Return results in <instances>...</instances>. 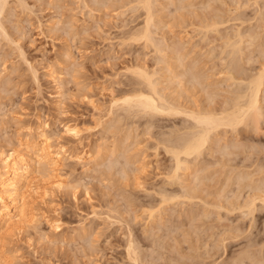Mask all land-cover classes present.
Instances as JSON below:
<instances>
[{
	"label": "rangeland",
	"instance_id": "rangeland-1",
	"mask_svg": "<svg viewBox=\"0 0 264 264\" xmlns=\"http://www.w3.org/2000/svg\"><path fill=\"white\" fill-rule=\"evenodd\" d=\"M8 1L10 5L8 3L7 7L5 8V11L2 13L3 16H1V20L3 21L4 25L5 23L7 25V26L5 25V28L9 32L8 34L10 36L2 35V37H4L3 39L0 37L1 39L0 40V75H1L0 82L2 81V83H0V155L1 156L5 155L8 151L13 149L12 147L14 148L16 147L18 152H21V148L22 151H24L25 149L23 148H25L26 146L25 143L30 139L31 136H33L36 133L37 129H40L44 131L46 135L49 136L51 135L52 138L50 140H51L52 148L54 150L63 149L66 159L62 162L61 169H59L57 173L65 180L66 184L68 185H65L67 187L64 188L62 187L61 188L62 190L57 189L54 186L53 188L50 181L51 180L50 176L42 175L41 173L38 174V172L36 173L37 175L34 174V177L35 176L36 177L34 178L35 180L33 179L32 182L33 184H31L32 192H30L29 193L30 195L26 197L28 198L26 201L27 202L26 213H27V218L31 220L29 222L30 225L26 223V225H24L21 229H16L15 231H13L11 237H9L6 240V243L0 246V264H130L132 260L130 261L129 258H126L127 252L125 251L128 245L125 244H128L129 240L131 239L135 241L133 242V244H135L134 246L137 245V250L138 248L139 250L144 249V251L142 250L141 252L140 251L138 252L143 253L141 255L145 254L144 255L145 258H148V255L150 254H151L150 256L152 257H154L155 255H156L155 257H158L161 251L163 253L161 254L164 257L167 258L168 256H170L168 257L165 264H171V262L172 264H181L180 261L183 264H216L215 263L216 260H218V262L219 261L221 262L223 259H226V257H230L233 251L234 252L238 251L244 245V244L242 245V243H246V241H248L249 238L250 240L251 238L252 240L254 238L256 240L257 237L258 240L260 239L259 241H261V243H259L260 245L264 243L263 242L264 208L261 209L260 211L258 210L255 213L254 215L255 220L253 219V222L251 223L252 224L251 226L253 227H250L251 229L249 228L251 231L246 230L245 232L248 233H244L245 235L242 233L244 237L242 236L243 238L241 239V234H240L241 231L240 232L237 230L236 232L235 230L231 231L230 228H232L234 225L238 226V224L239 225L241 224L242 226L243 223L245 224L246 227L249 226L250 217L248 216L249 218L246 219L243 217L244 218L243 219V218H239L240 211L227 212L228 213L227 214L226 211L224 212V210H221L220 216L223 215V218L220 219L222 220L224 219V220L223 221L221 220L222 222L221 221L219 222L220 219L217 218L219 216L216 214L218 212L217 210L219 209L217 208L214 209V206L210 205L214 197L215 196L218 197V195L216 194H220L219 195L220 197L222 195L221 193H224L223 194L224 196L222 195L221 199L233 194L235 191H236L235 193L237 194L239 190L235 181L236 179L235 177L237 176L236 174L239 172V170L245 172L249 171L250 174H252L253 179L255 178L256 180L259 177L261 178V176L263 177L264 171L263 172L260 171L261 173H259V175L256 173L259 172V170L257 169L259 168L258 165L259 162L264 160V116L261 118L260 123L262 124L260 125L262 127L260 126V130L257 129L256 131L255 129L250 127H249L250 129L249 128L245 129L247 127L241 125L243 126V127L241 126L239 127L241 133L240 132L234 133L232 131L231 133L229 128L225 134L223 133L225 136L223 135L222 136L227 138L222 139L225 141L221 140V142L224 143L229 141V144H232V142L234 144L236 142L237 144L241 145L240 146L241 148L238 147L240 148V151H238L239 149L236 148L237 149L236 151L233 150L235 151V154L233 153L232 155L231 153V156L230 154H228L226 155V157L221 156L222 154L220 155V153L217 151V153L219 154H217L216 156L220 160H218L217 157L215 156L214 158H211L213 157L211 156L210 159L209 158L207 159V161H201L203 164L201 162L198 164V166L202 164L203 166L202 165L201 166L205 168L204 170L202 169L201 166H200L201 168H197L198 169L197 173H200V178L199 177L197 178L200 181L196 179L197 181L195 180L194 182H192L193 184H189V185L190 187L192 186V188L195 187V185H197V188L198 187L201 188V189L198 188V190H196V193H198L199 191L200 195H198V197L200 198L192 199L193 200L192 201L189 200L188 198L181 197L182 200L181 201L179 199L180 197L178 196L179 197L178 199L180 200L178 201L177 197L175 196L176 199L175 198L172 200L169 199L164 203L162 202L161 197L163 196L165 191H168L167 192L168 195L165 193L167 197H170L169 195L174 196L172 194L178 193V191L180 190L179 188L180 186L177 183L173 184L171 182L172 184H170V182L168 181L169 175H171L169 173L172 170V165L174 162L173 160H171L172 158L170 156L171 154L167 153V151L164 150L166 148L164 149L162 148L164 146L163 144L165 143L161 142L160 140H162L164 137H165L164 139H167L166 138L167 136L164 135L168 134V138L170 136H172L173 138V135H176L178 133L177 131L181 132L180 127H183L185 121L180 122L181 116L161 115L162 116L161 117L159 115H155L158 118L156 117L153 118L155 121L152 120V123L155 122L154 124L156 125H153L151 123L152 125L151 127V125L149 124L150 125L149 126L147 122V120L149 121L151 120L149 119L151 118L149 116H146L147 119L145 117H141L145 115H143L142 113H141L142 115H140L139 112H138L139 115H137V112H134L135 110L131 111L132 113L134 112L133 113L134 116H131L133 115L132 113L129 116L130 112L128 111L124 112V109H119V107L116 108L115 106L114 107L116 109L113 106L110 107V101L112 100L111 97L113 96L119 97V95L122 96L124 91L128 89H134V88L136 89V88H140L141 86L143 87L142 84L138 83L139 79L137 80L135 79L137 78V75L133 69L136 67V65H140V66L144 65L143 67L145 68L150 67L149 69L147 68L146 69L151 72L154 71L155 69L157 71L158 69L159 75L157 73L156 76L159 77L158 79L161 81V83H163V85L160 86L166 87L164 86L166 80H163L165 79L164 76L166 75H164L163 78L160 77L165 71L167 72L166 68L168 66L171 68L174 66L173 71L177 69L174 73L177 72L182 75V73L186 69H188L189 66H191L190 65L191 63H189V61L191 62L192 58L193 59L195 58L194 60H196V62L198 61L197 63H199V65L196 63V65H198L200 68L199 69L197 67L196 68L197 71L201 70L203 76H205L206 74L205 77L202 76L203 77L202 79H205L203 80V82L206 81L207 84L203 83L204 85H201L203 86V88L199 86L197 90L198 85L195 86L196 88H193L190 87L191 86L190 82H188V84L185 83V81L187 82L186 79L189 78L187 75H184L187 77L183 76V78L185 79L184 82H182L183 79L178 74L179 75L178 78L182 79V81L180 79L181 82H179L180 84L179 86H181L182 84V88L181 87L178 88V85L176 84V82L178 83L179 81L178 78H175L178 80L175 82L174 85L171 83L172 86L167 81L166 85L168 83L169 84L167 86L170 85V87L167 88V91L169 93L171 92L170 96L174 97L175 99L176 98L175 96H178L177 98H180L179 95H182L181 99L182 101H184L186 100V96L188 95L189 98L187 97V99L190 100V98H192L190 101L195 100L194 101L195 104L201 103L202 105L203 103H206L205 99L207 98L206 96H208L205 95L206 94L205 92H207L205 87L207 88V85L211 83L210 86H208L211 87V89L209 88L210 90L209 89L208 90L209 92L215 93V95L213 93L210 94H213L214 97H216L217 103L215 102L216 99L214 100V102L217 105L219 103L218 101L223 102L230 100L232 98L231 96L233 95L231 93L234 92L232 91V89L234 90V88H237L236 86L237 84L235 83L237 81H233V80L227 81L226 79L227 76L225 75V73L227 72V67H228L227 64L228 62H230V59L227 57L226 52L222 53L223 51H221L224 48L223 44L225 45L222 39H224L223 37L228 32L226 28H228L230 32L232 31L234 32L236 28H240L241 26H243V29L240 28L241 30L245 29L246 32L250 30L249 32L253 31L255 33H256L255 28H257L256 26H259V28L257 29L258 30L257 33H259L261 37H264L262 35L264 34L263 33L264 28L262 26L264 25L263 24L264 14L261 13L259 14L260 10L264 13L263 11L264 6L261 7V5H264L263 0H258L257 4L256 3L254 4L255 0H249V1L221 0L220 4H219L220 0H212V1L209 0L211 4L209 3L208 0H187V1L157 0L158 7L156 6V4L154 6L155 8L157 7L156 9L157 11L154 10L156 12L155 18L156 19L158 18L157 20H161L159 22L162 23H160L161 24L160 25L159 22H157L158 25L156 28L157 30L156 37L158 36L160 37L161 35L160 38H162L164 36V39L166 41V43H164V46H166L165 44H168L166 46L168 48H170V46L173 43H175L177 39L178 43L180 42L182 44L180 45L179 43V46L180 47L183 46L182 48L184 49L185 53L183 52V50H180L181 48L178 46L177 41H176L177 45H175L174 47L177 46L179 47L180 50L179 55L180 54L185 55L184 57L181 55L180 59H182L183 57L185 63L187 64L186 65L183 63L184 60L179 61L180 59L178 60L180 63H178L177 61L178 58L176 59V56H174L175 54L172 51L173 49H170L172 53L168 52V50L165 49V51L167 50V53H170V54H166V52L164 51L166 57H168L167 59H169V61L166 59L168 63H166V61L164 62L166 68H164L162 64L163 62L156 61V59L158 60L161 57V55L159 58H157L159 54H157L158 52L156 53V50L153 48V46L147 45L146 47L144 46L145 44L142 40H135L134 37H133L134 40L132 39V36H135L133 35L135 34L133 32L136 31V28L138 29L139 27H141V25H143V19L145 16V14L142 15L144 13L143 12L144 10L143 8H141L142 6L139 7L141 4L137 5L138 3L137 0H136L137 3L134 2L135 0L134 1L130 0L132 2H129L128 0L125 1L112 0L113 3L111 1H110L111 3L110 2L103 3L104 1L101 0L102 2L101 5L107 3L110 5V6L108 5V7L104 5L105 6L104 8L100 7L101 5H99V3H95L93 5V3H90L92 0L90 2H88V0L87 1L86 0H26L28 3L24 0L28 5V6L25 5L26 9L25 7H23V5H21L20 2H18V0H8ZM214 1L217 2L215 3ZM17 2L20 3L21 6H19ZM84 2L85 3L87 2L86 3L87 6H84L86 5ZM123 2L125 5L123 4ZM127 2H129L130 4ZM133 2L135 4L134 5L135 7L132 5ZM173 2L174 4H172ZM179 3L181 4L179 5ZM207 3H209L207 5L208 8L206 6ZM96 4H98L99 7ZM176 4L179 8L176 6ZM213 4L215 6H212ZM242 4L244 6L245 5L247 6L244 7ZM239 5H242V7H240ZM251 5L253 7H251ZM210 6H212V8ZM221 6L224 10L220 8ZM196 7L200 9H197ZM217 7L220 8L221 10L219 14L223 13L222 15L224 16V12H225V15H227L224 17L222 16V18L226 19L228 16H230L228 17L229 19L227 20L229 24L224 22V24H227V26L225 27V25L223 26L222 24L221 27H223V29L219 27L220 31L221 29L225 30L223 31L224 33L222 31L221 34H219L220 32L213 33V31L209 33L206 32L205 35L208 36V39L207 38L205 39L206 36L203 34L205 32L204 29L201 28L200 30L199 28L203 25L202 24L203 20L201 21L200 19L202 17L206 18L205 14L207 12L209 13L210 11H213V13H215L214 9L218 10ZM97 8H99L101 12ZM105 8L107 9L105 10ZM139 8H141L142 11ZM189 8H191L192 11ZM209 8H211L212 10ZM90 9H92L91 10L92 12L89 11ZM170 11L171 13L169 14ZM230 11L233 13L232 15L227 14V13H231ZM188 12L189 13L195 12L196 15L192 13L188 15ZM202 12L205 14H203ZM122 13L125 14L122 15ZM213 13L211 12L212 15ZM234 13L236 15H234ZM202 14L205 16H202ZM192 15H194L196 18ZM210 15H207V17ZM237 15L241 17V19L240 18H238L239 20L236 19L238 17ZM180 16L182 17L179 18ZM218 16L221 17V15L218 14L217 16L214 15L212 17H218ZM190 17L193 19H191ZM231 17H236V18H234V21H232L233 18ZM209 19L211 20V18ZM180 20L183 21L181 22ZM229 20H231L232 22H230ZM241 20L245 22L243 23ZM189 21H191V23H189ZM198 22L200 24H198ZM196 24L199 25L198 27L199 30L196 27L197 26ZM230 24H232V26ZM234 25H237V27L236 26H235L236 28L233 27ZM238 25L240 27H238ZM248 26L250 28H248ZM68 28H70L71 30ZM133 28L134 31L132 30ZM230 28H233L234 30ZM118 29L119 31L120 30L121 31L119 32ZM191 29L194 30V32ZM199 31H201V33H199ZM68 33L71 35H69ZM222 33H223V37L221 39L220 36H222ZM6 36L11 37L14 41L10 38L7 39L8 37L6 38ZM67 36L69 40L67 39ZM74 36L75 39H73ZM201 36H205V37H201ZM127 38H129V40ZM126 39L128 40V42H126L127 41ZM131 39L132 41H130ZM164 39L162 38L161 41L162 40L164 41ZM211 39L213 42L211 41ZM245 39H246L245 43L248 45L249 43L247 42H249V38L245 37ZM258 39L256 42H254L255 47L254 45L251 44L248 45V48L246 46L248 50L245 48L246 44L245 43L243 44L244 52H246L248 56H250L254 52L251 56L254 59L249 57L252 59V62L250 61L251 62L250 63L247 60L249 62L248 63L249 65L246 64L247 61L245 54L243 61L246 62V63L244 62L246 65L242 61L240 62L244 64L242 66L248 67V68L245 67L244 69L245 70L248 69V73L250 74L256 72L259 68L261 69L263 66L262 62H264L263 59L264 57L262 56L263 52L262 51L260 52L261 50L260 43L262 41L264 42V38H261L260 40ZM7 40L9 42H7ZM119 40L123 42V44ZM224 40H226V38ZM11 41H13L14 43H12ZM256 43L259 44V46ZM121 44L125 46H122ZM184 44H186L185 48H184ZM250 45L251 47H249ZM219 46H221L220 49L222 47L223 48L219 50ZM214 49L215 52H213ZM256 49L257 50L259 49L258 50L259 52ZM21 53L25 55V58ZM213 55H214V59H213ZM215 55L217 56V58L215 57ZM218 55L221 57H219ZM193 59H192V63L195 62ZM224 59L226 62L224 61ZM219 60H221V62L223 60V62L221 63L219 62ZM174 62H176L175 65ZM181 62L184 64L185 69H182L183 65L181 66ZM201 62H206V63L204 64ZM177 63L178 65L180 64V66H178ZM160 65L162 66L160 67ZM220 65H222L223 68ZM154 66L155 67L159 66V67L155 68ZM32 67L35 70H33ZM160 68L161 70H159ZM244 69H242V71H244ZM221 70H223V72ZM128 71L129 72L132 71L131 73L133 76ZM201 72L199 71L198 73L202 75ZM207 74H209V77H207L208 76ZM135 80L137 81L136 83ZM118 81L122 83L119 82L120 83L119 84L117 83ZM225 82L227 84H225ZM244 83H242L241 85H243ZM185 84L187 85V87ZM188 86L190 88H188ZM223 86L224 87L228 86V87L225 89ZM175 87H177L175 89L177 90V93L174 90ZM222 87L224 89H222ZM200 88L205 91L199 93L201 92ZM212 88L215 90L211 91L213 90ZM186 89H188V92ZM228 89L229 91L232 92H229ZM191 90L194 91V93ZM220 90L221 92L225 91L223 92L224 97L221 96L222 94ZM167 91L165 92L167 93ZM180 91H183L184 93L181 92L180 94ZM172 92L173 94H179V95H172ZM185 92L187 94L186 96L184 95L185 96L184 97L183 94H185ZM197 92L199 93L200 97L205 95V98L197 97L198 95ZM188 93H190V95ZM191 95L193 96L190 97ZM262 95L264 98V94ZM195 98L199 100V102L200 100L201 101L205 100V101L198 103ZM226 98L227 99L230 98V99L225 100ZM263 100L262 103L264 102ZM208 102L209 100L207 101V103ZM115 110L116 112H114ZM121 112H124L125 114ZM127 112L129 114H127ZM120 115H121L120 118L121 120L119 119L120 120L119 121L118 118L120 117ZM138 116L140 118H138ZM122 117L125 120V122L122 119ZM133 117L135 118L133 119ZM161 118L163 119L161 120ZM182 118L184 119V117ZM114 119L116 121H114ZM127 119L130 120L127 121ZM121 121H123V123ZM116 123H118V126L115 125L114 128L113 125ZM181 123L184 124L180 126ZM130 124L132 125L131 129H129ZM144 125H146V127ZM68 126L76 127L78 130H80L79 135L75 137L73 134L71 135L70 133L69 134L64 133L65 132L64 129ZM147 126L149 128L151 127L152 129L149 130ZM171 126L173 127L172 130H175V128H179L180 130L177 129L176 132L174 131L176 134L173 133L172 135ZM165 131L167 132V134ZM161 132H164L165 134ZM161 134L162 137L160 136ZM158 140L161 142L160 144ZM243 142L245 143V145H248V148L246 146L247 149L246 150L244 149L245 150L244 152L242 149V145H244ZM127 148L128 150H126ZM119 150H122L123 152L122 151L120 152ZM125 151L129 152V153L127 152L130 155L129 160L127 159L128 155H126L127 153ZM120 153L124 155H121ZM207 153H205V155ZM123 156H125L126 158L124 159V161L126 160L125 161L127 163L126 165L124 164V161L122 163ZM207 157L208 155L205 158ZM130 158L133 161H131ZM205 158H203L202 160H205ZM227 158H229L228 160L229 163L225 162ZM208 160L210 161V163L211 160L212 162H215V160L220 162L216 161V164L212 163V165L211 164L208 165L206 164L207 162L209 163ZM115 161H117L118 163ZM131 162L134 163V165H131L132 164ZM142 164H144V166L140 168L139 166H141ZM122 166L124 168H122ZM87 167H93L94 170L92 169V171L91 170L89 171ZM199 169L200 171L201 170L202 171L200 172ZM256 170L258 171L255 173ZM167 174H169L168 178H166ZM212 174L214 177L212 176ZM210 175L211 178L213 177L212 179L208 178L210 177ZM197 182L201 184L199 185V183ZM222 186L224 188H222ZM163 187L166 188V190L164 189V192L158 190L161 188L163 189ZM177 188L179 189L177 190ZM248 189H249L248 187L244 188L243 190L240 189V193L245 194V192H247ZM181 191L182 190L179 191V194H182ZM170 192L172 193L170 194ZM205 197L207 199H205ZM201 198L205 200L210 199L209 205L210 207L211 206L212 207L211 208L206 207L207 209L203 210L205 209L203 208L205 206L202 205ZM224 199L226 200V198ZM188 200L190 202L191 201L194 202L195 205L201 200L200 202L201 204L196 205V206L202 205V208H200L201 210L199 211ZM159 201L161 202L159 203ZM159 205L163 207L160 208L161 210L159 209L160 213L156 211L158 210ZM191 207L193 208L195 207L193 211L196 212L197 211L202 212V210L206 212L207 210H209L210 211L209 213L211 214V210H214L212 212H216V213L211 214L212 215V216L210 215L211 217L208 216L209 218L207 217L203 220L201 219L202 217H200L202 215L200 216L198 215L197 217L198 219L195 217L197 219L196 220L195 218H192V216H197V215L192 214ZM148 208L153 209L157 213V216L159 217L162 216V218L158 217L157 218L158 221L157 220L152 221L148 219L149 221H152L150 223L147 220V218H149L147 217L148 211L146 212V210H149ZM189 208L191 210H189ZM128 209H130L131 211ZM127 210L130 212H128ZM188 210L191 211L189 213L192 214V216L190 215L191 218L190 216L185 214V213L188 214L189 212ZM196 212H194V214H197ZM226 214H227V218L225 217ZM126 216L128 217L129 220L126 218ZM124 217L128 221V223L130 222L129 224L126 223ZM240 217L242 216L240 215ZM192 219L195 220L193 221ZM158 222L161 223V226L159 227L157 224ZM192 223H194V226ZM56 225H59V228H55ZM229 225L230 226L233 225V226L229 227ZM192 226L195 228H193ZM144 228L145 230L147 229L148 230L145 231ZM160 228L162 230H160ZM194 229L195 231L197 230L196 233L194 232ZM224 230L226 232H224ZM148 231H149V237L152 236L151 238L152 241L154 240L153 236L156 235L155 238L158 237L156 238L157 242L159 243L160 241H162V243H160L159 245L161 244L164 245L169 243V245H172L171 248L173 246H176L177 249L178 248L179 249L178 250L176 249V251L172 249L173 250L172 252L170 248H168L169 246L167 245L166 248L165 245L164 247L166 249L164 248L163 250H161V248H163V245H161L159 251L157 250V254H159L157 256L156 252L151 249L154 247V245L157 244V242L156 244H154L155 242H153L154 244L153 247L149 245V243H151V239L150 238L148 239V233H147ZM151 231H153L154 233ZM249 232L252 234H250ZM168 233L170 236L167 235ZM222 233L227 234L225 238L228 236L225 242L226 244H228L226 248L227 255L225 254V252H222L224 250L223 247L218 248V250L220 249L219 251L215 249V251L219 252L217 254L213 253V250L212 252L210 251L213 244L219 245L222 243L219 240L224 238L225 234L223 235ZM168 239H170L169 241H171V243L168 241ZM217 240H219L220 243H216ZM260 245L257 244V246H255L256 248L255 247L254 248L260 249L259 248ZM262 250H263L262 257L264 258V247L262 248ZM205 251L206 252L208 251L207 254ZM144 252L149 254L147 255ZM175 252L178 254H176ZM164 253H166L167 255ZM212 253L216 255L213 256ZM220 253H222V255ZM163 256L160 255V257ZM139 257L141 256L139 255ZM172 257H173V261L171 260ZM174 257H176V259ZM143 258L141 259V262L144 261ZM166 258L164 259L166 260ZM127 260L130 262H128ZM157 261H159L158 263L161 264L160 260L157 259ZM168 261L169 263H167ZM250 261L251 260L249 259V261L246 262H250ZM163 263L164 262H162V264ZM262 263L264 264V262Z\"/></svg>",
	"mask_w": 264,
	"mask_h": 264
},
{
	"label": "bare ground",
	"instance_id": "bare-ground-1",
	"mask_svg": "<svg viewBox=\"0 0 264 264\" xmlns=\"http://www.w3.org/2000/svg\"><path fill=\"white\" fill-rule=\"evenodd\" d=\"M26 1V0H25ZM24 0H18V2H20L21 3V5H23V7H25V9H26V6H28L27 4H26V2H25ZM87 1V0H86ZM91 0H88V2H90ZM93 1H95V2H93ZM104 2L103 3H106V2H112V0H103ZM115 1V0H114ZM119 1V0H118ZM125 1V0H124ZM129 2H132V1H130V0H128ZM134 1V0H133ZM156 1V2H155ZM162 1H164V0H162ZM176 1V0H175ZM181 1V0H180ZM183 1V0H182ZM187 1V0H186ZM209 1V0H208ZM212 1V0H211ZM242 1H244V0H242ZM249 1V0H248ZM264 1V0H263ZM12 2V1H11ZM17 2V4H19V6H21L20 5V3H18ZM110 2V3H111ZM129 2H127V3H129ZM134 2H136V0L134 1ZM134 2H133V6L135 5L134 4ZM138 2V3H137ZM137 5H139V4H141L139 7H141V8H143V14L142 15H144L145 14V16H144V19H143V25H141V27H139L138 29L136 28V31L135 32H133V33H135V34H133V35H135V36H132V39H133V37H134V39L135 40H142L143 42H144V46H146L147 47V45H149V46H153V48L156 50V53L157 54H159V56L157 57V58H159L160 57V55H161V57L157 60L156 59V61H160V62H163L162 64H163V66H164V68H166L165 67V65H164V62L166 61V59L168 58V57H166V54H170V53H167V50H168V52H171V50L170 49H173L172 51H173V53L175 54L174 56H176V59H177V61L181 58V55L182 54H180L179 55V52H180V50H183V52H184V49L182 48L183 46H179V43H178V40L176 39V41H177V44H178V46L181 48L180 50H179V47L177 46V47H174L175 45H177L176 44V41H175V43H171L170 41V43L173 45V47H172V45L170 46V48H168V47H166L168 44H165L166 46H164V43H166V41H165V39H164V36L162 37L163 39H164V41L162 40L161 41V39L162 38H160L161 37V35H160V37L158 36V37H156V28H157V22H159V21H161V20H157L156 18H155V16H156V12L154 11V10H156L157 9V0H137ZM215 2V1H214ZM213 2V3H214ZM217 2V1H216ZM215 2V3H216ZM220 2H221V0L219 1V4H220ZM241 2V1H240ZM239 2V3H240ZM8 3H9V1L8 0H0V37L3 39L4 37H2V35L3 36H5V35H8V36H10L8 33V31L6 30V28H5V25H6V23H5V25H4V23H3V21L1 20V16H3L2 15V13L5 11V8L7 7V5H8ZM28 3V2H27ZM82 3V2H81ZM85 3V2H84ZM87 3V2H86ZM85 3V4H86ZM90 3H93V5L95 4V3H99V5H101V0H92ZM104 4L105 6H107L108 7V5L109 4ZM113 3V2H112ZM116 3V2H115ZM161 3V2H160ZM166 3V2H165ZM182 3V2H181ZM181 3H179V5L181 4ZM209 3H210V1H209ZM209 3H207L206 4V6L209 4ZM235 3V2H234ZM242 3V2H241ZM243 3H245V2H243ZM246 3H248V2H246ZM250 3V2H249ZM257 4L258 3V0H255V2H254V4ZM13 4H14V2H13ZM16 4V3H15ZM16 4V5H17ZM119 4V3H118ZM123 4H124V2H123ZM130 4V3H129ZM155 4H156V8L154 7L155 6ZM164 4V3H163ZM172 4H174V2L172 3ZM211 4V3H210ZM218 4V5H219ZM231 4V3H230ZM261 4H263V3H261ZM9 5H10V3H9ZM26 5V6H25ZM58 5V4H57ZM98 7H99V5L98 4H96ZM103 4L100 6V7H105ZM112 5V4H111ZM125 5V4H124ZM131 5V6H132ZM136 5V6H137ZM162 5V4H161ZM222 5V4H221ZM236 5V4H235ZM243 5V4H242ZM242 5H239L240 7H242ZM260 5V4H259ZM259 5H257V6H259ZM18 6V5H17ZM29 6H30V4H29ZM84 6H87V4L86 5H84ZM84 6H82V7H84ZM110 6V5H109ZM127 6H129V5H127ZM176 6H177V4H176ZM183 6V5H182ZM188 6V5H187ZM212 6H215L214 4L212 5ZM212 6H210L211 8H212ZM244 6V5H243ZM247 5H245L244 7H246ZM264 5H261V7H263ZM10 7V6H9ZM22 7V8H23ZM90 7V6H89ZM94 7V6H93ZM121 7H123V6H121ZM125 7V6H124ZM135 7V6H134ZM133 7V8H134ZM138 7V6H137ZM136 7V8H137ZM163 7H164V5H163ZM171 7V6H170ZM178 7V6H177ZM203 7V6H202ZM229 7V6H228ZM251 7H253L252 5H251ZM250 7V8H251ZM88 8V7H87ZM127 8V7H126ZM125 8V9H126ZM131 8V7H130ZM141 8H139V9H141ZM162 8V7H161ZM160 8V9H161ZM179 8V7H178ZM182 8V7H181ZM192 8V7H191ZM191 8H189L190 10H191ZM197 8V7H196ZM195 8V9H196ZM207 8H208V6H207ZM211 8H209V9H211ZM218 8V7H217ZM216 8V9H217ZM221 9H223L222 8V6L220 7ZM220 8H218V10H215L214 9V12L215 13H217L218 15H221V17H212V16H214V15H216L217 16V14H215V13H213V11H210L208 14L206 13V11H205V13H203V14H205V15H203L202 14V16H205L206 18H211V20L209 19H206V18H199L202 22V26L201 27H199V25H197L196 27L198 28H200V30H201V28L202 29H204V35L206 34V32L207 33H209V32H212L213 31V33L214 32H220L219 34H221V31L223 32V31H225V30H222L223 29V27H221L222 26V24H223V26L225 25V27L227 26V24H229V22L227 21L229 18L228 17H230V16H228L226 19L225 18H222V14L220 13L219 14V12H221V10H220ZM249 8V7H248ZM21 9V8H20ZM24 9V8H23ZM28 9V8H27ZM30 9V8H29ZM98 10H100L99 8H97ZM102 9V8H101ZM107 8H105V10H106ZM138 9V10H139ZM163 9V8H162ZM197 9H200V8H197ZM231 9V8H230ZM242 9V8H241ZM247 9V8H246ZM259 9V8H258ZM9 10V9H8ZM11 10H12V7H11ZM14 10V9H13ZM84 10V9H83ZM92 9H90L89 11H91ZM212 10V9H211ZM224 10V9H223ZM233 10H235V9H233ZM260 10V9H259ZM258 10V11H259ZM263 10V9H262ZM10 11V10H9ZM15 11V10H14ZM24 11V10H23ZM88 11V10H87ZM94 11V10H93ZM126 11V10H125ZM141 11H142V9H141ZM157 11V10H156ZM188 11V10H187ZM192 11V10H191ZM197 11V10H196ZM199 11V10H198ZM202 11V10H201ZM209 11V10H208ZM218 11V12H217ZM229 11V10H228ZM243 11V10H242ZM257 11V12H258ZM264 11V10H263ZM92 12V11H91ZM100 12H101V10H100ZM103 12H104V10H103ZM107 12V11H106ZM134 12V11H133ZM138 12V11H137ZM154 12H155V14H154ZM211 12L213 13V15L211 14ZM231 12V11H230ZM235 12V11H234ZM241 12V11H240ZM13 13V12H12ZM87 13V12H86ZM90 13V12H89ZM94 13H96V12H94ZM171 13V11L169 12V14ZM173 13V12H172ZM186 13V12H185ZM190 13H192V12H190ZM189 12H188V15L190 14ZM201 13V12H200ZM264 14L261 10L259 11V14ZM4 14H6V13H4ZM123 14H125V13H122V15ZM178 14V13H177ZM192 14H195V12H193ZM198 14V13H197ZM212 16H211V15ZM227 14H233L232 12L231 13H227ZM173 15V14H172ZM196 15V14H195ZM200 15V14H199ZM207 15H210V16H208L207 17ZM234 15H236L235 13H234ZM255 15V14H254ZM254 15H253V17H254ZM120 16H121V14H120ZM135 16V15H134ZM158 16V15H157ZM192 16H194V15H192ZM224 16H227V15H225V12H224ZM223 16V17H224ZM238 16V15H237ZM6 17V16H5ZM90 17V16H89ZM136 17V16H135ZM141 17V16H140ZM143 17V16H142ZM174 17V16H173ZM176 17V16H175ZM182 16H180L179 18H181ZM195 17V16H194ZM198 17V16H197ZM261 17H262V15H261ZM177 18V17H176ZM191 18V17H190ZM196 18V17H195ZM213 18V19H212ZM231 18H233L232 19V21H234V18H236V17H231ZM238 18H240L241 19V17H237L236 19H238ZM244 18H246V17H244ZM252 18V17H251ZM256 18V17H255ZM123 19V18H122ZM126 19V18H125ZM137 19H138V17H137ZM140 19V18H139ZM191 19H193V18H191ZM206 19V20H205ZM259 19H260V17H259ZM259 19H258V21H259ZM263 19V18H262ZM4 20V19H3ZM89 20V19H88ZM101 20V19H100ZM136 20V19H135ZM184 20V19H183ZM182 20V21H183ZM199 20V21H200ZM227 22H226V21ZM239 20V19H238ZM244 20V19H243ZM247 20V19H246ZM253 20V19H252ZM251 20V21H252ZM126 21V20H125ZM179 21V20H178ZM181 21V20H180ZM181 21V22H182ZM196 21H197V19H196ZM230 22H232L231 20H229ZM237 21V20H236ZM242 21V20H241ZM257 21V22H258ZM264 21V20H263ZM96 22V21H95ZM124 22V21H123ZM224 22L225 23H227V24H224ZM243 23L245 22V21H242ZM256 22V23H257ZM160 23H162V22H159V24ZM189 23H191V21H189ZM194 23V22H193ZM242 23V24H243ZM263 23V22H262ZM96 24V23H95ZM129 24V23H128ZM138 24V23H137ZM141 24V23H140ZM165 24V23H164ZM198 24H200L199 22H198ZM241 24V25H242ZM249 24V23H248ZM264 24V23H263ZM116 25V24H115ZM123 25V24H122ZM130 25V24H129ZM161 25V24H160ZM192 25V24H191ZM231 26H232V24H230ZM244 25V24H243ZM252 25H253V23H252ZM7 26V25H6ZM120 26V25H119ZM163 26V25H162ZM168 26V25H167ZM237 27V25H234L233 27ZM254 26H256V25H254ZM263 26V28H264V25H262ZM63 27V26H62ZM70 27V26H69ZM121 27V26H120ZM128 27V26H127ZM127 27H126V30H127ZM131 27V26H130ZM129 27V28H130ZM136 27V26H135ZM170 27V26H169ZM193 27H194V25H193ZM219 27H221L222 29H221V31H220V28ZM235 27V28H236ZM238 27H240L239 25H238ZM253 27V26H252ZM257 28H255V30H256V33L255 32H253V31H251V32H246L245 31V29L244 30H241V29H243V26H241L240 28H236V30H234L233 28H230V29H233L234 30V32L232 33V32H230L229 31V29L228 28H226L227 30H228V32H229V34H228V32L225 34V36L223 37V33H222V36H220L219 34V36H220V38L222 39V37L225 39L226 38V40H224V39H222V41L225 43V45L223 44V50H221L220 49V47L221 46H219V50H221V51H223L222 53H224V52H226V55H227V57L230 59V62H228V67H227V74L225 73V75L227 76L226 77V79H227V81L228 80H233V81H237V82H235L234 84L237 86V88H234V90L232 89V91H234L233 93H231V94H233L230 98H228V99H230V100H228L227 98L225 99V100H228V101H218L219 103H218V105L216 104L217 102V99H216V97H214V95H215V93H213V92H209V90L211 89V87H208V86H210V84L211 83H209V85H207V88L205 87V89H206V91L207 92H205L204 94L205 95H208V96H206L207 98L205 99L206 100V103H203L202 105H201V103L200 102H203V101H205V100H203V101H201L200 100V102H199V100H197L196 98L197 97H200V95H199V93H202V91H205V90H203V89H201L200 91L201 92H197L198 93V95H197V97L195 98L196 99V101L198 102V103H200V104H195L194 103V101L195 100H193V101H190L192 98H190V100L189 99H187V97L189 98V96L187 95L186 96V92H185V94H183V96L185 95L186 96V100H184V101H182V99H181V96L182 95H179V94H173V92H172V95H179V97L180 98H177L178 96H175L176 98L174 99V97H172V96H170L171 94V92L169 93L168 91H167V88H169L170 87V85L172 86V84L174 85L175 84V82L179 79V81H178V83L176 82V84L178 85V88L179 87H181L182 88V84H181V86H179L180 84H179V82H181L182 81V79H183V81L182 82H184V79L185 78H183V76L184 75H187L189 78H187L186 80H187V82L185 81V83H187L188 84V82H190L191 83V86L190 87H193V88H196L195 86L196 85H198L197 86V90H198V88H199V86H201V85H204L203 83H206L207 84V82L205 81V82H203V80H205V79H202L203 77H205L206 76V74H205V76H203V74H202V72H201V70H199L200 72H201V74L202 75H200L198 72L199 71H197V67L199 68V63H197L196 62V60H194L193 58V60L195 61L194 63H192V59H191V62L189 61V63H191L190 65L191 66H189L188 67V69H186L183 73H182V75L181 74H179V73H174L175 71H173L174 70V66L171 68V67H169L168 66V64H167V74L164 72L163 74H162V76H160V77H162L163 78V76L164 75H166V76H164V78L165 79H163V80H166V83H167V81L170 83V85L169 86H167L166 85V83H164V86H166V87H163V86H160V85H163V83H161V81L158 79L159 77H157L156 75H157V73H158V69H157V71H156V69L154 70V71H149V70H147V69H149V68H145V67H143V66H140V65H136V67L133 69L134 70V72L136 73V75H137V78H135L136 80L137 79H139V81H138V83L139 84H142L143 85V87L141 86L140 88H134V89H128V90H125L124 91V93H123V95L121 96V95H119V97L118 96H113V97H111L112 98V100L110 101V107L111 106H115L116 108H118L119 107V109H124V112L125 111H128V112H130V114L127 112V114H129V116L131 115V111L133 110H135L134 112H137V115H145V116H141V117H145L146 119H147V117L146 116H149V117H151V118H149V119H151L150 121L149 120H147V122H148V125L150 124L151 125V123H152V120L153 121H155L153 118H155L156 116L155 115H159V116H161V115H172V116H181V119H180V122L182 121H185V124L184 123H181V125L180 126H182L183 124V127H180V129H181V132H179V131H177V129L178 130H180L179 128H175V130H172L173 129V127L171 128V134L173 135V133H175L176 131L178 132L176 135H173V138H172V136H170L169 138H168V134H167V132H166V134L167 135H164V136H167L166 138L167 139H162V140H164V141H162V140H160V137H159V140L161 141V142H163V143H165V144H163L164 146L162 147L163 149L164 148H166V149H164L165 151H167V153H169V154H171L170 156L172 157L171 158V160H173V165H172V170H171V172L169 173V174H171V175H169V174H167V177L166 178H168V175H169V179H168V181L170 182V184H174V183H177V184H179V188H180V190H182L181 192H182V194H179V191H178V193H176V194H172V195H174V196H171V195H169L170 197H167V192L168 191H165V193L167 194H163V196L161 197V200H162V202H166V201H168L169 199H174L175 198V196L177 197V200L178 201H180L181 200V197H184V198H188L189 200H192V199H195V198H200V197H198V195H200V193H199V191H198V193H196V190H198V188L199 189H201L200 187H198L197 188V185H195V187H193L192 188V186L190 187V185L189 184H193L192 182H194L196 179L198 180V178L197 177H199L200 178V173H197L198 172V169L197 168H201L203 165V163L201 162V161H207V159L209 158L210 159V157L211 156H213V157H211V158H214V156L215 157H217L216 155L217 154H219L220 153V155L221 156H224V157H226V155H228V154H230V156H231V153H232V155H233V153L235 154V151L237 150L236 148H238V147H240L241 145H239V144H237L236 142L233 144V142H232V144H229V141L228 142H224V143H222L221 142V140L222 139H225V138H227V137H223V136H225L224 134L228 131V128L230 129V132L232 131V132H234V133H238V132H240V129H239V127L241 126V125H243V126H245V127H247V128H245V129H248L249 127L250 128H253V129H255L256 131H257V129L258 130H260V124H262V123H260L261 122V118L264 116V102L262 103V100L264 99L263 98V95L262 94H264V62H262V64H263V66H262V68L260 69H256L257 71L256 72H253V73H248V69L247 70H245L244 68L246 67H244V66H242V65H244L246 62L245 61H243V59H244V54L246 55V61L248 60L249 62L251 61L252 62V59H254L253 57H251L252 56V54L254 53H250L251 55L250 56H248L247 54H246V52H244V43L246 42V39H245V37H248L249 38V42H247V43H249V44H251V45H254V42H256L257 41V39L258 40H260L261 38H264V37H261L260 35H259V33H257L258 32V28H259V26H256ZM261 27V26H260ZM8 28V27H7ZM54 28V27H53ZM67 28V27H66ZM71 28V27H70ZM70 28H68V29H70ZM123 28H125V27H123ZM171 28V27H170ZM199 28H198V30H199ZM247 28V27H246ZM248 28H250L249 26H248ZM9 29V28H8ZM57 29V28H56ZM121 29V28H120ZM155 29V30H154ZM168 29V28H167ZM54 30V29H53ZM71 30V29H70ZM133 31H134V28L132 29ZM131 30V31H132ZM164 30H166V29H164ZM172 30V29H171ZM192 30V29H191ZM251 30H252V28H251ZM64 31V30H63ZM68 31V30H67ZM118 31H119V29H118ZM121 31V30H120ZM119 31V32H120ZM163 31V30H162ZM161 31V32H162ZM187 31V30H186ZM193 32H194V30H192ZM203 31V30H202ZM244 31V32H243ZM128 32V31H127ZM168 32V31H167ZM174 32V31H173ZM196 32V31H195ZM261 32H262V30H261ZM123 33H124V31H123ZM129 33H131V32H129ZM160 33V32H159ZM163 33V32H162ZM182 33H184V32H182ZM197 33V32H196ZM199 33H201V31H199ZM264 33V32H263ZM66 34H67V32H66ZM69 34V33H68ZM73 34V33H72ZM171 34V33H170ZM178 34V33H177ZM211 34V33H210ZM69 35H71V34H69ZM129 35V34H128ZM215 35H216V33H215ZM263 36H264V34H262ZM8 36H6V38L8 37ZM15 36V35H14ZM13 36V37H14ZM119 36H121V35H119ZM126 36H127V34H126ZM187 36V35H186ZM206 36V35H205ZM205 36H201V37H205ZM212 36V35H211ZM261 38H260V37ZM166 37V36H165ZM180 37V36H179ZM12 39L11 37H8L7 39ZM130 38V37H129ZM129 38H127L128 40H129ZM159 38H160V40H159ZM168 38V37H167ZM175 38H177V37H175ZM188 38H189V35H188ZM208 39V36H206L205 37V39ZM217 38V37H216ZM67 39H68V36H67ZM73 39H75V36H74V38ZM124 39V38H123ZM126 39V40H127ZM132 39L130 40V41H132ZM133 39V40H134ZM169 39V38H168ZM178 39H180V38H178ZM1 40V39H0ZM13 40V39H12ZM69 40V39H68ZM125 40V39H124ZM128 40L126 41V42H128ZM170 40V39H169ZM172 40H173V37H172ZM202 40V39H201ZM215 40V39H214ZM248 40V39H247ZM14 41V40H13ZM13 41H11L12 43H14ZM120 41V40H119ZM183 41V40H182ZM209 41H210V39H209ZM208 41V42H209ZM211 41H212V39H211ZM226 41V42H225ZM262 41V40H261ZM261 41H259V42H261ZM7 42H9L8 40H7ZM10 42V43H11ZM121 42V41H120ZM119 42V43H120ZM125 42V43H126ZM174 42V41H173ZM213 42V41H212ZM122 44H123V42H121ZM140 43V42H139ZM170 43H169V45H170ZM197 43H199V42H197ZM258 43V42H257ZM256 43V44H257ZM16 44H19V43H16ZM15 44V45H16ZM121 44V45H122ZM218 44V43H217ZM246 44V43H245ZM248 44V45H249ZM12 45H14V44H12ZM130 45V44H129ZM131 45H132V43H131ZM139 45V44H138ZM141 45H142V43H141ZM180 45H182L181 43H180ZM185 45L186 44H184V48H185ZM199 45V44H198ZM248 45L246 44L245 45V48H246V46H247V48H248ZM251 45L249 46V47H251ZM258 46H259V44H257ZM17 46V45H16ZM122 46H125V45H122ZM260 52L262 51L263 53H262V56L264 57V42L262 41L261 43H260ZM20 47V46H19ZM145 47V48H146ZM164 47H166V48H164ZM172 47V48H171ZM188 47V46H187ZM254 47H255V45H254ZM152 48V47H151ZM150 48V49H151ZM152 48V49H153ZM212 48V47H211ZM246 48V49H247ZM257 48V47H256ZM18 49V48H17ZM153 49V50H154ZM165 49H167L166 51H165ZM251 49V48H250ZM249 49V50H250ZM21 50V49H20ZM191 50V49H190ZM248 50V49H247ZM257 50V49H256ZM255 50V51H256ZM259 50V49H258ZM257 50V51H258ZM150 51V50H149ZM152 51V50H151ZM166 52V54H165V52ZM211 51V50H210ZM246 51V50H245ZM20 52V51H19ZM153 52H155V51H153ZM213 52H215V49H214V51ZM220 52V51H219ZM259 52V51H258ZM258 52H257V54H258ZM172 53V52H171ZM182 53V52H181ZM185 53V52H184ZM191 53V52H190ZM190 53H189V55H190ZM221 53V54H222ZM23 56H24V58H25V55L23 54V53H21ZM186 54H188V53H186ZM214 54V53H213ZM218 54V53H217ZM256 54V53H255ZM63 55V54H62ZM67 55H69V54H67ZM154 55H155V53H154ZM173 55V54H172ZM193 55V54H192ZM211 55H212V53H211ZM224 55V54H223ZM222 55V56H223ZM168 56V55H167ZM170 56V55H169ZM183 57L185 56V55H182ZM196 56V55H195ZM219 56V55H218ZM260 56V55H259ZM65 57V56H64ZM70 57V56H69ZM182 57V59H180L179 61H183L184 60V58ZM212 57V56H211ZM210 57V58H211ZM215 57L217 58V56L215 55ZM219 57H221V56H219ZM224 57V56H223ZM226 57V56H225ZM226 57V58H227ZM249 57H251V58H249ZM255 57V56H254ZM135 58V57H134ZM156 58V57H155ZM174 58V57H173ZM185 58H187V57H185ZM190 58V57H189ZM249 58V59H248ZM257 58V57H256ZM258 58H260V57H258ZM175 59V58H174ZM174 59H173V61H174ZM199 59V58H198ZM213 59H214V55H213ZM262 59V58H261ZM264 59V58H263ZM153 60V59H152ZM155 60V59H154ZM168 61H169V59H167ZM171 60V59H170ZM187 60V59H186ZM190 60V59H189ZM204 60V59H203ZM210 60H212V59H210ZM209 60V61H210ZM146 61V60H145ZM178 61V63H180ZM214 61V60H213ZM224 61H225V59H224ZM245 62L244 64L243 63H240V62ZM247 61V63L246 64H248L249 62ZM256 61V60H255ZM29 62V61H28ZM134 62V61H133ZM172 62V61H171ZM208 62V61H207ZM219 62H221V60H219ZM222 62H223V60H222ZM221 62V63H222ZM226 62V61H225ZM250 62V63H251ZM156 63V62H155ZM166 63H168L167 61H166ZM165 63V64H166ZM178 63H177V65H178ZM183 63L184 64H186L185 63V60L183 61ZM182 62H181V66L183 65V68L182 69H185L184 68V64H183ZM187 63H188V61H187ZM196 63L198 64V65H196ZM201 63H206V62H201ZM213 63H215V62H213ZM218 63V62H217ZM216 63V64H217ZM260 63V62H259ZM28 64V63H27ZM130 64V63H129ZM159 64V63H158ZM170 64H172V63H170ZM169 64V65H170ZM176 64V62H174V65ZM225 64V63H224ZM245 64V65H246ZM253 64H254V62H253ZM252 64V65H253ZM256 64V63H255ZM187 65V64H186ZM202 65V64H201ZM200 65V66H201ZM219 65V64H218ZM217 65V66H218ZM249 65V64H248ZM257 65V64H256ZM31 66V65H30ZM146 66V65H145ZM162 65H160V67H161ZM178 66H180V64L178 65ZM177 66V67H178ZM220 66H222V65H220ZM225 66V65H224ZM255 66V65H254ZM127 67V66H126ZM134 67V66H133ZM132 67V68H133ZM155 67V66H154ZM153 67V68H154ZM159 67V66H158ZM158 67H155V68H158ZM177 67H175V68H177ZM249 67H251V66H249ZM35 68V67H34ZM181 68V67H180ZM187 68V67H186ZM213 68V67H212ZM217 68V67H216ZM222 68H223V66H222ZM246 68H248V67H246ZM32 69H33V67H32ZM165 69V70H166ZM200 69V68H199ZM204 69V68H203ZM242 69H244V71H242ZM251 69V68H250ZM30 70H31V68H30ZM33 70H35V69H33ZM128 70V69H127ZM132 70V69H131ZM132 70V71H133ZM159 70H161V68L159 69ZM179 70V69H178ZM224 70V69H223ZM223 70H221L222 72H223ZM253 70V69H252ZM132 71H128L129 73H131ZM164 71V70H163ZM247 71V72H246ZM250 71V70H249ZM32 72V71H31ZM208 72V71H207ZM206 72V73H207ZM244 72H246V73H244ZM127 73V72H126ZM128 73V74H129ZM181 73V72H180ZM134 74V73H133ZM180 75V77L182 78H178V76ZM38 75V74H37ZM131 75H132V73H131ZM130 75V76H131ZM158 75H159V73H158ZM208 76L207 77H209V74H207ZM1 76V75H0ZM133 76V75H132ZM187 76H184V77H187ZM203 76V77H202ZM222 77H224V76H222ZM36 78V77H35ZM175 78H178V79H175ZM221 78V77H220ZM39 79V78H38ZM37 79V80H38ZM161 79V78H160ZM180 79H181V81H180ZM225 79V80H226ZM128 80V79H127ZM135 80V83L137 82ZM162 80V79H161ZM206 80H207V78H206ZM210 81V80H209ZM224 81V80H223ZM226 81V82H227ZM244 81H245V83H244ZM62 82V81H61ZM120 81H118L117 83H119ZM218 82V81H217ZM225 82V84H227ZM0 83H2V81L0 82ZM63 83V82H62ZM120 83H122V82H120ZM119 83V84H120ZM131 83V82H130ZM172 83V84H171ZM190 83H189V85H190ZM242 83H244L243 85H241ZM184 84V83H183ZM217 84V83H216ZM215 84V85H216ZM224 84V85H225ZM238 84H239V86H238ZM128 85V84H127ZM135 85V84H134ZM186 85V84H185ZM220 85V84H219ZM123 86V85H122ZM125 86V85H124ZM129 86V85H128ZM127 86V87H128ZM132 86V85H131ZM206 86V85H205ZM232 86V85H231ZM183 87H184V85H183ZM186 87H187V85H186ZM189 86H188V88H190ZM202 88H203V86H201ZM214 87H216V86H214ZM217 87H218V85H217ZM221 87V86H220ZM224 87V86H223ZM222 87V89H226L228 86H226V87H224L223 88ZM230 87V86H229ZM233 87H234V85H233ZM232 87V88H233ZM61 88V87H60ZM123 88V87H122ZM177 87H175L174 88V90L176 89ZM180 88V89H181ZM210 88V89H209ZM124 89H126V88H124ZM179 89V90H180ZM184 89V88H183ZM209 89V90H208ZM213 89V88H212ZM231 89V88H230ZM118 90V89H117ZM121 90V89H120ZM178 90V91H179ZM182 90V89H181ZM187 90V92H188V89H186ZM215 89H213V90H211V91H214ZM217 90V89H216ZM165 91H167V93L165 92ZM172 91V90H171ZM176 91V93H177V90H175ZM190 91V90H189ZM192 91V90H191ZM228 91H229V89H228ZM232 91H229V92H232ZM122 92H123V90H122ZM181 92H183V91H180V94H181ZM193 93H194V91H192ZM220 92H221V90H220ZM223 92H225V91H222L221 92V96H223ZM169 93V94H168ZM179 93V92H178ZM184 93V92H183ZM192 93V94H193ZM210 93H213V94H210ZM219 93V92H218ZM113 94V93H112ZM111 94V95H112ZM118 94V93H117ZM120 94V93H119ZM189 95H190V93H188ZM226 94V93H225ZM227 94H228V92H227ZM114 95V94H113ZM194 95V94H193ZM193 95H191L190 97H192ZM203 95V94H202ZM205 95H203V96H201L202 98H205ZM230 95V94H229ZM184 96V97H185ZM220 96V95H219ZM220 96V97H221ZM173 99H172V98ZM183 97V98H184ZM200 97V98H201ZM224 97V96H223ZM217 98H218V95H217ZM222 98V97H221ZM181 99V100H180ZM185 99V98H184ZM216 99V100H215ZM189 100V101H188ZM209 100V104L207 103V101ZM214 100H215V102H214ZM221 100V99H220ZM264 101V100H263ZM191 102V103H190ZM214 102V103H213ZM112 103V104H111ZM207 104V105H206ZM216 104V105H215ZM262 104H263V106H262ZM114 107V108H115ZM115 108V109H116ZM113 109V108H112ZM114 110V109H113ZM110 111V110H109ZM112 111V110H111ZM122 111V110H121ZM114 112H116V110L114 111ZM118 112V111H117ZM124 112H121V113H124ZM133 112V113H134ZM138 112H139V114H138ZM111 113H113V112H111ZM132 113V114H133ZM142 113V114H141ZM116 114V113H115ZM118 114V113H117ZM125 114V113H124ZM114 115V114H113ZM151 115V116H150ZM117 116V115H116ZM123 116V115H122ZM131 116H134V114L133 115H131ZM119 117V116H118ZM125 117V116H124ZM128 117V116H127ZM136 117V116H135ZM135 117H133V119L135 118ZM162 117V116H161ZM168 117V116H167ZM182 117H184V119L182 118ZM121 118V115H120V117L118 118V120ZM132 118V117H131ZM138 118H140L139 116H138ZM156 118H158V117H156ZM176 118V117H175ZM122 119H123V117H122ZM163 118H161V120H162ZM171 119V118H170ZM117 120V121H118ZM121 120V119H120ZM119 120V121H120ZM124 120V119H123ZM128 120H130V119H127V121ZM145 120V119H144ZM167 120H168V118H167ZM114 121H116L115 119H114ZM146 121V120H145ZM145 121H144V124H145ZM158 121V120H157ZM156 121V122H157ZM178 121H179V119H178ZM122 123H123V121H121ZM124 122H125V120H124ZM150 122V123H149ZM130 123V122H129ZM155 122H153L152 124L153 125H156V124H154ZM179 123V122H178ZM120 124V123H119ZM132 124V123H131ZM130 124V128L129 127H127V128H129V129H131V127H132V125ZM147 124V123H146ZM172 124V123H171ZM115 125H117L118 126V123H116V124H114L113 125V127L115 128ZM149 125V126H150ZM167 125V124H166ZM174 125V124H173ZM145 127H146V125H144ZM243 126H241V127H243ZM126 127V126H125ZM148 127V126H147ZM151 127H152V125H151ZM149 128V130H151L152 128ZM154 127V126H153ZM170 127V126H169ZM262 127V126H261ZM121 128V127H120ZM127 128H125V129H127ZM147 128V129H148ZM249 128V129H250ZM124 129V130H125ZM128 129V130H129ZM168 129H170V128H168ZM252 129V130H253ZM65 132L64 133H70L71 135L73 134L75 137L76 136H78L79 135V131L80 130H78L76 127H66L65 129ZM183 130V131H182ZM241 130H242V128H241ZM35 131V130H34ZM146 131V130H145ZM162 131V130H161ZM175 131V132H174ZM247 131V130H246ZM254 131V130H253ZM231 132V133H232ZM244 132V131H243ZM128 133H129V131H128ZM128 133H127V135H128ZM150 133V132H149ZM159 133V132H158ZM161 133H164V132H161ZM168 133H170V132H168ZM224 133V134H223ZM233 133V134H234ZM241 133V132H240ZM51 134H53V133H51ZM56 134V133H55ZM165 134V133H164ZM130 135V134H129ZM155 135V134H154ZM170 135V134H169ZM223 135V136H222ZM57 136H58V134H57ZM56 136V137H57ZM159 136V135H158ZM161 137H162V134L160 135ZM238 136H239V134H238ZM223 137V138H222ZM52 137H51V135L49 136V135H46L45 133H44V131H42V130H40V129H37L36 130V133L33 135V136H31L30 137V139L25 143L26 144V146H25V148H23V149H25L24 151H22V148H21V152H18V150L16 149V147L14 148V147H12L13 149H11L10 151H8L5 155H3V156H1L0 155V246L1 245H3V244H5L6 243V240L9 238V237H11V234H12V232L13 231H15L16 229H21L24 225H26V223L27 224H29V222L31 221L30 219H28L27 218V213H26V204H27V199L28 198H26V197H28V195H30L29 193L30 192H32V185L31 184H33L32 182H33V179L36 177H34V174L35 175H37L36 173L38 172V174L39 173H41L42 175H48V176H50L51 178V184H52V187L54 186V187H56L57 189H61L62 187L64 188V187H67V186H65V185H68V184H66V182H65V180L60 176V175H58V171H59V169H61V165H62V162L66 159V156L64 155V151H63V149L61 150H54L53 148H52V144H51V139ZM127 138V137H126ZM236 138V137H235ZM238 138V137H237ZM156 139H157V137H156ZM158 140V141H159ZM230 140V139H229ZM159 141V144L161 143ZM222 141H225V140H222ZM226 141H227V139H226ZM11 142V141H10ZM240 142V141H239ZM118 143V142H117ZM244 143V142H243ZM119 144V143H118ZM120 145V144H119ZM122 145V144H121ZM117 146V145H116ZM161 146V145H160ZM246 146H247V148H248V145H245V143H244V145H242V149H243V152L247 149L246 148ZM119 147V146H118ZM117 147V148H118ZM159 147V146H158ZM158 147H156V148H158ZM216 147V148H215ZM234 147H235V149H234ZM253 147V146H252ZM117 148H115V149H117ZM120 148V147H119ZM122 148V147H121ZM124 148V147H123ZM161 148V147H160ZM233 148V149H232ZM241 148V147H240ZM240 148H238L239 150L238 151H240ZM245 149V150H244ZM126 150H128V148L126 149ZM233 150H235V151H233ZM20 151V150H19ZM120 152L122 151V150H119ZM216 151V152H215ZM217 151L219 152V153H217ZM242 151V150H241ZM23 152V153H22ZM123 152V151H122ZM126 152V151H125ZM128 152V151H127ZM126 152V153H127ZM210 153V154H208V153ZM216 154H215V153ZM242 152V153H243ZM129 153V152H128ZM126 154V155H128V157H127V159L129 160V154ZM205 153H207L206 155H205ZM213 153H214V155H213ZM239 153H241V152H239ZM121 155H124V154H122V153H120ZM125 155V156H126ZM204 155H205V157L208 155V157L207 158H205L204 157ZM236 155H238V154H236ZM125 156H123L122 158V163H123V161H124V159H126L125 158ZM121 157V156H120ZM133 158V157H132ZM203 158H205V160H202ZM119 159V158H118ZM217 159L218 160H220L218 157H217ZM222 159H223V157H222ZM221 159V160H222ZM130 160H131V158H130ZM228 160H229V158H227V160L225 161V162H228ZM231 160V159H230ZM119 161V160H118ZM126 161V160H125ZM124 161V164L126 165L127 163ZM131 161H133V160H131ZM209 161V160H208ZM216 161L217 160H215V162H212V160H211V163H210V161H209V163L207 162H205L206 164H211L212 165V163H215L216 164ZM223 161V160H222ZM264 161V160H263ZM263 161H261V162H259V168H257L258 170H259V172H257L258 170H256L255 171V173L256 174H258L259 175V173H261V172H263L264 170V162ZM115 162H117V161H115ZM202 163L201 165H199L198 166V164L199 163ZM217 162H220V161H217ZM118 163V162H117ZM130 163V162H129ZM128 163V164H129ZM132 163V162H131ZM135 163H136V161H135ZM229 163V162H228ZM261 163V164H260ZM97 164V163H96ZM115 164V163H114ZM222 164V163H221ZM242 164V163H241ZM121 165V164H120ZM123 165V164H122ZM131 165H134V163H132ZM130 165V166H131ZM244 165V164H243ZM257 165V166H258ZM129 166V165H128ZM144 166V164H142L141 166H139L140 168L141 167H143ZM198 166V167H197ZM201 166V167H200ZM127 167V166H126ZM125 167V168H126ZM171 167V166H170ZM235 167V166H234ZM122 168H124L123 166H122ZM121 168V169H122ZM133 168V167H132ZM137 168V167H136ZM135 168V169H136ZM87 169H89V171L91 170L92 171V169L94 170V168L93 167H87ZM128 169V168H127ZM129 169H131V168H129ZM139 169V168H138ZM202 169L204 170L205 168H203L202 167ZM126 170V169H125ZM248 170V169H247ZM123 171H124V169H123ZM122 171V172H123ZM199 171H200V169H199ZM202 171V170H201ZM200 171V172H201ZM261 171V172H260ZM216 172V171H215ZM125 173V172H124ZM127 173V172H126ZM255 173H253V174H255ZM199 176H198V175ZM209 174H211V173H209ZM124 175V174H123ZM237 176L235 177L236 179H235V181H236V184H237V187H238V192H239V194H238V192H237V194L235 193H233V194H231V195H229V196H226V197H224V198H226V200L224 199H221L222 197V195L224 194V193H221L222 195L219 197V195L220 194H216V195H218V197H214V199H213V201H211V204H210V202H209V200H205V199H207L206 197H205V199H202L201 198V200H202V202H201V200H200V202L202 203V205L203 206H205V207H203V208H205V209H203V210H206L208 207L209 208H211L212 206H214V209L215 208H217V209H219V210H217L218 212L216 213V212H212V211H214V210H211V214H213V213H216L219 217H217V218H223V215L222 216H220V211L221 210H224V212L226 211V213L227 212H233V211H240V215L242 216V217H240V215H239V218H249L250 217V224H249V226H245V224H244V226H243V224H242V226H241V224L239 225L238 224V226H236V225H232V226H230L229 225V227H232V228H230V230L231 231H233V230H235V232H236V230L237 231H241V239L244 237L243 236V234L244 233H248V232H245L246 230L248 231H251L250 229V227H253V226H251L252 224V222H253V219L255 220V213L259 210H261V209H263L264 208V175H263V177L261 176V178H260V180H259V178L256 180L255 178L253 179V177H252V174H250V172L248 171V172H245V171H240L239 170V172L236 174ZM48 176H45V177H48ZM212 176H213V174H212ZM125 177V176H124ZM207 177V176H206ZM214 177V176H213ZM212 177V178H213ZM43 178V177H42ZM209 179H212L211 178V175H210V177H208ZM165 179V178H164ZM35 180V179H34ZM196 180V181H197ZM228 180H229V177H228ZM227 180V181H228ZM191 181V182H190ZM198 181H200V180H198ZM202 181V180H201ZM258 181V182H257ZM35 182V181H34ZM172 182V183H171ZM258 184H257V183ZM196 183V182H195ZM194 183V184H195ZM197 183H199V182H197ZM49 184H50V182H49ZM177 184H175V185H177ZM201 183H199V185H200ZM46 185V184H45ZM198 185V186H199ZM163 186V185H162ZM47 187H49V186H47ZM53 187V188H54ZM167 187H169V186H167ZM249 188L248 189V191L247 192H245V194H242V193H240V189L241 190H243L244 188ZM179 188H177V190L179 189ZM182 188V189H181ZM222 188H224L223 186H222ZM162 189V188H161ZM161 189H158L159 191H163L164 192V189L166 190V188H164L163 187V189L161 190ZM34 190V189H33ZM51 190V189H50ZM55 190V189H54ZM62 190V189H61ZM167 190H169V189H167ZM226 190V189H225ZM53 191V190H52ZM159 191H157V192H159ZM171 191V190H170ZM202 191V190H201ZM221 191H222V189H221ZM233 191V190H232ZM49 192V191H48ZM160 192V193H161ZM180 192V193H181ZM218 192V191H217ZM220 192V191H219ZM172 192H170V194H171ZM173 193H174V191H173ZM209 193V192H208ZM208 193H206V194H208ZM244 193V192H243ZM210 194V193H209ZM215 194V193H214ZM161 195V194H160ZM180 198H179V197ZM224 196V195H223ZM180 200H179V199ZM131 199V198H130ZM176 199V198H175ZM129 200V199H128ZM186 200V199H185ZM185 200H183V201H185ZM188 200V201H189ZM203 200H205V201H203ZM214 200H215V202H214ZM182 201V200H181ZM193 201V200H192ZM190 202V203H192L199 211L201 210L200 208H202V205L201 206H196L197 204H201L200 202H198V203H196V205H195V203L194 202ZM128 202V201H127ZM161 201H159V203H160ZM181 203V202H180ZM185 203V202H184ZM162 204V203H161ZM182 204V203H181ZM191 204V205H192ZM212 205L211 207H210V205ZM207 205V206H206ZM159 208H158V210H156L157 212H159L161 209V207L162 206H158ZM195 207L193 208V207H191L192 208V214L193 215H197V216H192V214H189L191 211H189V210H191L190 208H189V212H188V214L187 213H185L186 215H188V216H192V218H197L198 217V215L200 216V215H202V216H200V217H202L201 219L203 220V219H205V218H207L208 216H210L211 214L209 213L210 211L209 210H207L206 212L205 211H203L202 210V212H199V211H193V209H195ZM207 207V208H206ZM163 208V207H162ZM149 209V208H148ZM157 209V208H156ZM160 209V210H159ZM126 210V209H125ZM128 210H130V209H128ZM127 210V211H128ZM126 211V212H127ZM131 211V210H130ZM130 211H128V212H130ZM148 211V213H147V217H149V218H147V220L149 219V220H152V221H154V220H157L158 221V217L159 216H157V213L153 210V209H149V210H146V212ZM194 212H196L197 214H194ZM160 213V212H159ZM158 213V214H159ZM228 214V213H227ZM227 214L225 215V217L227 218ZM191 216H190V218H191ZM203 216H206V217H203ZM212 216V215H211ZM210 216V217H211ZM249 216V217H248ZM122 217V216H121ZM161 218H162V216H160ZM159 217V218H160ZM126 218L128 219V217L126 216ZM195 218V219H196ZM209 218V217H208ZM229 218V217H228ZM243 218V219H244ZM194 219V220H195ZM198 219V218H197ZM196 219V220H197ZM242 219V220H243ZM122 220H123V218H122ZM124 220H126L125 219V217H124ZM129 220V219H128ZM148 220V221H149ZM161 220V219H160ZM169 220V219H168ZM193 220V219H192ZM193 220V221H194ZM222 219H220L219 220V222L221 221ZM224 220V219H223ZM222 220V221H223ZM147 221V222H148ZM152 221H149L150 223L152 222ZM164 221H166V220H164ZM192 221V222H193ZM218 221V220H217ZM221 221V222H222ZM146 222V223H147ZM148 222V223H149ZM159 222H161V221H159ZM157 223L158 224V227L159 226H161V223H163V222H161V223ZM126 223H128V221L126 220ZM130 223V222H129ZM128 223V224H129ZM154 223V222H153ZM242 223V222H241ZM248 223V222H247ZM247 223H246V225H247ZM127 224V225H128ZM193 224V226H194V223H192ZM255 224V223H254ZM30 225V224H29ZM28 226V225H27ZM192 226V227H193ZM196 226V225H195ZM236 226V227H235ZM197 227V226H196ZM211 227V226H210ZM226 227V226H225ZM228 227V228H229ZM244 227H246V228H244ZM55 228H59V225H56V227ZM146 228V227H145ZM145 228H144V230H145ZM171 228V227H170ZM193 228H195V227H193ZM250 228V229H249ZM227 229V228H226ZM148 230V229H147ZM147 230H145V231H147ZM160 230H162L161 228H160ZM193 230V229H192ZM167 231V230H166ZM169 231V230H168ZM84 232H85V230H84ZM151 232H153V231H151ZM194 232L196 233L197 232V230L195 231V229H194ZM223 232V231H222ZM224 232H226L225 230H224ZM230 232V231H229ZM145 233V232H144ZM148 233V239L150 238H152V236H150L149 237V231L147 232ZM154 233V232H153ZM243 233V234H242ZM250 233V232H249ZM156 234V233H155ZM223 235L225 234V233H222ZM250 234H252V233H250ZM153 235V234H152ZM167 235H169V233L167 234ZM221 235V234H220ZM223 235H222V237H223ZM227 234H225L224 235V238H222V239H219L220 240V242H222L221 244H213V246L211 247V252H212V250H213V253H219V252H217V251H219L218 250V248H220V247H223V251L222 252H225V254H226V248H227V246H228V244H226L225 242H226V238H228V236L225 238V236H226ZM235 235V234H234ZM233 235V236H234ZM245 235V234H244ZM247 235V234H246ZM249 235V234H248ZM155 236L156 235H154L153 237H154V240L152 241V239H151V243H149V245L150 246H152L153 247V245L154 244H156V242H157V240H156V238H158V237H156L155 238ZM170 236V235H169ZM230 236H232V235H230ZM229 236V237H230ZM243 236V237H242ZM162 237V236H161ZM235 237V236H234ZM234 237H232V238H234ZM249 237V236H248ZM163 238V237H162ZM170 238V237H169ZM219 238H220V236H219ZM246 238V237H245ZM158 240H160V239H158ZM162 240V239H161ZM164 240H166V239H164ZM170 239H168V241H169ZM219 240H217L216 241V243H220L219 242ZM247 240V239H246ZM246 240H244V241H246ZM260 240V239H259ZM258 240V238L256 237V240H255V238L252 240V238H251V240H250V238L248 239V241H246V243H242V247L238 250V251H233L232 252V250H231V252H232V254L230 255V257H226V259H223L220 263L218 262V260H216L215 261V263L216 264H248V263H250L251 261V263L250 264H263L262 262H264V258L262 257L263 256V254H262V252H263V250H262V248L264 247V243H262V245H260L259 243H261V241H259ZM262 240V239H261ZM133 242H135V241H133V239H131V240H129V243L128 244H125V245H128L127 246V248H126V251L125 252H127V254H126V258H129V260L131 261H128V262H130V264H132V262H133V264H159L158 262L159 261H157V259L158 260H163L164 258H166V257H164L162 254V251H161V253L160 252H158V253H160V255L161 256H163V257H160V255L159 254H157V250L159 251V249H160V247H161V245H163V244H161V245H159L160 243H162V241H160L159 243L157 242V244H158V246H157V244L156 245H154V249L153 248H151L153 251H155L156 252V254H157V256L158 257H152V256H150V255H148L146 252H144V253H146L147 255H148V258H145L144 257V255H141V254H143V253H139L138 251H144V249H140L139 250V248H138V250H137V245L136 246H134L135 244H133ZM153 242H155L154 244H153ZM170 243H171V241H169ZM263 242H264V239H263ZM148 243V242H147ZM164 243V242H163ZM172 243H174V242H172ZM137 244V243H136ZM257 244L258 245H260L259 246V248L260 249H255L256 247L255 246H257ZM147 245V244H146ZM166 245V246H165ZM167 245L169 246L168 248H170V250L173 252V250L174 251H176V249H177V247L176 246H173L172 248H171V246L172 245H169V243L168 244H164L163 245V248H161V250H163L165 247L167 248ZM176 245H177V243H176ZM140 246V245H139ZM165 246V247H164ZM238 246H239V244H238ZM159 247V248H158ZM175 247V248H174ZM255 247V248H254ZM148 248H149V246H148ZM165 248V249H166ZM206 248H207V245H206ZM208 248H209V245H208ZM156 249V250H155ZM173 249V250H172ZM179 249V248H178ZM177 249V250H178ZM215 249H217V251H215ZM206 250H209V249H206ZM222 250V249H221ZM234 250V249H233ZM153 251H152V253H153ZM169 251V250H168ZM215 251V252H214ZM148 252H149V249H148ZM154 252V253H155ZM165 252V251H164ZM170 252V251H169ZM171 252V253H172ZM206 252V251H205ZM208 252V251H207ZM207 252H206V254H207ZM151 253V252H150ZM176 253V252H175ZM212 253V254H213ZM259 253V254H258ZM164 254H166V253H164ZM176 254H178V253H176ZM209 254H211V253H209ZM208 254V255H209ZM216 254H213V256L214 255H216ZM221 255H222V253H220ZM225 254H223V255H225ZM229 254V253H228ZM262 254V255H261ZM139 255L141 256V257H139ZM146 255V256H147ZM167 255V254H166ZM227 255V254H226ZM259 255H260V257H259ZM128 256V257H127ZM190 256V255H189ZM212 256V255H211ZM220 256V255H219ZM144 257V258H143ZM150 257V258H149ZM152 257V258H151ZM168 257H170V256H168ZM168 257L166 258V260L164 259L163 261H161L160 263L162 264V262H164L163 264H165L166 263V261H167V259H168ZM179 257V256H178ZM182 257V256H181ZM222 257V256H221ZM224 257V256H223ZM140 258V259H139ZM143 258V262H141V259ZM161 258V259H160ZM175 259H176V257H174ZM183 258H185V257H183ZM218 258V257H217ZM262 258H263V260H262ZM170 259V258H169ZM187 259H189V258H187ZM221 259V258H220ZM248 259V260H247ZM249 259L251 260L250 262H246V261H249ZM140 260V261H139ZM172 261H173V257H172V259H171ZM178 260H180V259H178ZM183 260V259H182ZM126 261V260H125ZM178 262V261H177ZM184 262V261H183ZM167 263H169V261L167 262ZM180 263L181 264H183L181 261H180ZM171 264H172V262H171Z\"/></svg>",
	"mask_w": 264,
	"mask_h": 264
}]
</instances>
